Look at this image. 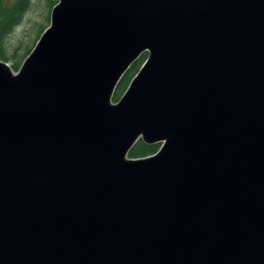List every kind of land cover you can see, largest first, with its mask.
<instances>
[{"label": "water", "instance_id": "obj_1", "mask_svg": "<svg viewBox=\"0 0 264 264\" xmlns=\"http://www.w3.org/2000/svg\"><path fill=\"white\" fill-rule=\"evenodd\" d=\"M0 264H264V0H57L0 59Z\"/></svg>", "mask_w": 264, "mask_h": 264}, {"label": "rangeland", "instance_id": "obj_2", "mask_svg": "<svg viewBox=\"0 0 264 264\" xmlns=\"http://www.w3.org/2000/svg\"><path fill=\"white\" fill-rule=\"evenodd\" d=\"M56 1L29 0V5L24 10L18 24L4 40L2 52L8 57L6 62L10 66L14 64V59L10 58L12 54L21 55L30 52L40 35V30L48 25L50 10ZM14 2L15 0H0V8L8 9Z\"/></svg>", "mask_w": 264, "mask_h": 264}, {"label": "trees", "instance_id": "obj_3", "mask_svg": "<svg viewBox=\"0 0 264 264\" xmlns=\"http://www.w3.org/2000/svg\"><path fill=\"white\" fill-rule=\"evenodd\" d=\"M28 5H29V0H15L14 4L10 8L8 9L0 8V59L4 61H8V57L2 52L4 40L6 36L12 31L14 26L18 24L24 10L28 7ZM42 30H40V33L42 32ZM26 54L27 53L16 55L15 53L11 55L10 58L14 59V64L11 66V68L14 71H16L19 68ZM145 57H146V53H142L140 57L136 61H134L130 65V67L126 70V72L123 74L113 93V97H112L113 101H116L123 93V91L126 89L129 81L137 72L138 68L140 67ZM158 146H159L158 143L145 144L142 140H138L129 150L128 156L142 157V156L150 155L157 151Z\"/></svg>", "mask_w": 264, "mask_h": 264}]
</instances>
